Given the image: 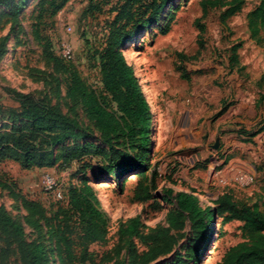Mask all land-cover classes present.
Masks as SVG:
<instances>
[{"label": "rangeland", "instance_id": "obj_1", "mask_svg": "<svg viewBox=\"0 0 264 264\" xmlns=\"http://www.w3.org/2000/svg\"><path fill=\"white\" fill-rule=\"evenodd\" d=\"M204 1L172 0L156 21L120 48L150 103L154 123L145 159L137 162L136 171L117 176L104 172L90 182L109 215L110 233L106 242L89 245L93 261L87 264H142L138 256L149 246L140 238L121 235V230L135 219L141 235L167 228L173 207L163 195L168 189L178 193L187 188L182 184L185 179L193 182L203 207H214L211 199L229 190L236 202L264 213V132L257 133L264 127V22L254 34L249 21L262 0H223L226 6L205 8ZM50 3L0 0V131L27 128L15 123L11 114L27 96L78 122L75 133L81 137L69 139L67 147L109 151L117 142L103 140L81 103L69 99L68 74L54 58L60 56V43L69 42L75 56L63 65L76 68L85 82L99 88L93 51L108 34L115 17L110 10L118 0H71L55 15ZM140 152L134 149L129 154L138 157ZM97 161L102 158L30 170L18 160L0 161V208L25 232L18 237L0 225V264H32L33 243L45 245L49 264H59L44 220L37 218L38 225H30L22 200L37 201L47 211L56 208L70 188L92 178V169H83L84 163ZM154 171L159 175L158 189L146 202L135 200L143 175L151 177ZM46 174L57 183L50 193L44 189ZM239 174L255 180L237 182ZM219 223L215 222L214 240L206 245L196 242L187 219L182 230L171 233L176 237L173 249L155 246L156 258L149 264H195L200 256L201 264L205 260L219 264L231 248L252 244L244 222L232 221L221 229ZM195 248L203 252L197 258L191 253Z\"/></svg>", "mask_w": 264, "mask_h": 264}, {"label": "trees", "instance_id": "obj_2", "mask_svg": "<svg viewBox=\"0 0 264 264\" xmlns=\"http://www.w3.org/2000/svg\"><path fill=\"white\" fill-rule=\"evenodd\" d=\"M71 0H51L52 15L57 14ZM172 0H118L110 12L115 14L108 26V34L103 43L93 51L97 62L100 83L95 88L85 82L76 68L71 69L64 63L61 56L55 61L64 74H68L67 96L73 102L81 103L87 117L107 142L115 141L109 151H92L85 147V152L79 148L71 149L66 142L71 138H80L75 133L77 121H70L57 108L38 102L32 97H22L19 110L11 111L15 123L26 124L27 128H15L9 134L0 131V161L18 160L26 170L33 168H53L59 162L66 165L73 161L83 162L85 158L93 161L97 156L102 161L84 163L83 169L90 168L92 178L83 181L79 186L69 189L63 203L49 211L39 202L23 199V208L28 212V223L38 225L34 220L42 219L48 230L59 264H87L93 261L89 245L107 241L110 233V218L103 208L91 181L97 180L104 172L117 176L121 172L136 171L135 166L140 159H145L146 147L149 145L153 128L151 106L136 77L134 68L127 62L120 48L138 36L145 28L156 21ZM223 0H206L203 7L226 6ZM237 10V9H236ZM232 10V14L236 11ZM93 9L90 8L89 12ZM250 29L255 34L259 22H264V0L260 6L249 15ZM64 62V63H63ZM238 64L237 56L234 57ZM1 130V127H0ZM264 132L262 127L257 133ZM138 145V148H135ZM62 147L61 151H57ZM123 147V150H120ZM140 150L138 157H132L129 151ZM134 163V164H133ZM100 174H99V173ZM158 173L154 171L151 177L143 175L135 191L134 199L146 202L152 198V192L158 189ZM13 198H17L12 193ZM63 200V199H62ZM163 200L172 205L167 214L168 227L156 233L141 235L140 222L135 219L127 229L121 230V235L129 238H140L149 246L147 253L139 255L142 264H149L154 247L161 244L166 251L173 249L176 237L172 232L182 230L188 219L196 242L204 241L206 245L214 240L215 222L220 221V229L227 223L240 220L245 223L243 230L252 240L231 248L224 260L219 264H264V213L256 208L245 206L234 200L232 191H225L216 200L211 201L214 207H203L193 193L178 192L168 189ZM61 202V201H59ZM227 216V217H225ZM225 217V218H224ZM0 225L10 229L18 236H24V227L10 217L4 208H0ZM31 253L32 264H49V254L44 244L33 243ZM202 250L203 252H205ZM192 249L193 257L197 258L203 252ZM202 256H200L201 258ZM198 259L195 264H201Z\"/></svg>", "mask_w": 264, "mask_h": 264}, {"label": "built area", "instance_id": "obj_3", "mask_svg": "<svg viewBox=\"0 0 264 264\" xmlns=\"http://www.w3.org/2000/svg\"><path fill=\"white\" fill-rule=\"evenodd\" d=\"M58 51H59V55L65 59L66 61H72L74 59L75 56V52L73 47L70 45L69 42L67 41H63L62 43H60L59 47H58ZM255 180L254 176H245L242 174H239L238 177L236 178L237 182H247L248 184L253 183ZM220 184H225V181H223L222 179H220ZM57 188V183L56 180L54 179V177H52L49 174L45 175V179H44V189L46 192H53L55 189ZM58 198L62 199L63 196L61 194H58Z\"/></svg>", "mask_w": 264, "mask_h": 264}, {"label": "crops", "instance_id": "obj_4", "mask_svg": "<svg viewBox=\"0 0 264 264\" xmlns=\"http://www.w3.org/2000/svg\"><path fill=\"white\" fill-rule=\"evenodd\" d=\"M187 181V182H186ZM183 185H185L187 188H183L181 187V190L179 192H186V193H193L198 199L199 197H201L199 194H197V192L194 190L195 186L193 184V182L190 180V179H185L183 182H182ZM207 197H209V194H207ZM212 201L213 200H216L215 198L214 199H211Z\"/></svg>", "mask_w": 264, "mask_h": 264}, {"label": "bare ground", "instance_id": "obj_5", "mask_svg": "<svg viewBox=\"0 0 264 264\" xmlns=\"http://www.w3.org/2000/svg\"><path fill=\"white\" fill-rule=\"evenodd\" d=\"M210 245H211V243H210ZM203 260H205V259H203ZM203 264H207L206 260H205V261H203Z\"/></svg>", "mask_w": 264, "mask_h": 264}]
</instances>
